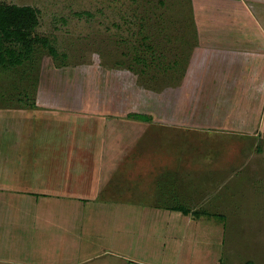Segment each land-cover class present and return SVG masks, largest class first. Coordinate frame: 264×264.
Returning <instances> with one entry per match:
<instances>
[{"label":"crops","instance_id":"1","mask_svg":"<svg viewBox=\"0 0 264 264\" xmlns=\"http://www.w3.org/2000/svg\"><path fill=\"white\" fill-rule=\"evenodd\" d=\"M209 1L195 20L200 33L209 23L210 48H192L179 80L193 118L99 103L22 111L4 126L0 264H221L226 206L252 163L220 134L261 126L250 119L264 116V0ZM203 100L241 104L201 126ZM164 129L166 147L154 141Z\"/></svg>","mask_w":264,"mask_h":264},{"label":"rangeland","instance_id":"2","mask_svg":"<svg viewBox=\"0 0 264 264\" xmlns=\"http://www.w3.org/2000/svg\"><path fill=\"white\" fill-rule=\"evenodd\" d=\"M203 2L196 6L193 0H0L2 5L31 6L39 18L29 35L35 45L31 59L17 68L0 69V151L11 135L4 130L9 120L38 109L84 111L101 108L96 107L99 103L130 109L138 103L136 108L157 121L166 120L164 115L171 121L178 115L193 118L179 89L181 77L172 78L173 71L167 76L166 64L178 48H210L209 23L200 22L205 27L200 33L195 20L199 11L211 9L209 0ZM43 40L56 49L57 57ZM236 103L241 101H200L201 112L210 115L202 116L199 125H220L217 113L239 112ZM228 107L231 110L225 112ZM211 114L213 123L208 121ZM250 120L256 128L260 120V128L220 134L228 145L242 146L228 153L245 151L252 163L244 183L234 181L242 195L226 206L221 264H264V116ZM154 141L166 147V129L155 134Z\"/></svg>","mask_w":264,"mask_h":264},{"label":"trees","instance_id":"3","mask_svg":"<svg viewBox=\"0 0 264 264\" xmlns=\"http://www.w3.org/2000/svg\"><path fill=\"white\" fill-rule=\"evenodd\" d=\"M38 24L39 18L35 8L0 4V69L17 68L31 59L35 45L29 35ZM42 43L52 56L57 57L56 49L47 40ZM191 51L192 48H178V52L174 51L177 54L173 53L172 59L166 64V75L173 71L172 78L182 77ZM130 117L143 121L151 120L150 116L143 114H131Z\"/></svg>","mask_w":264,"mask_h":264}]
</instances>
